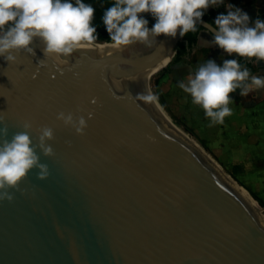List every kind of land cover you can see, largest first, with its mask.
<instances>
[{
    "label": "water",
    "instance_id": "1",
    "mask_svg": "<svg viewBox=\"0 0 264 264\" xmlns=\"http://www.w3.org/2000/svg\"><path fill=\"white\" fill-rule=\"evenodd\" d=\"M240 9L264 20L251 5ZM198 26L211 55H225L211 42L214 26L203 19ZM156 40L50 59L36 40L34 55L0 56L7 139L25 120L34 144L36 128L54 131L47 141L54 155L36 149L49 176L37 179L34 168L23 191L9 189L13 199L0 200V264H264L255 215L150 103L136 99L140 74L171 61L178 43L188 50L179 31ZM188 73L172 78L187 83ZM60 111L85 117L83 135L56 119Z\"/></svg>",
    "mask_w": 264,
    "mask_h": 264
},
{
    "label": "clouds",
    "instance_id": "2",
    "mask_svg": "<svg viewBox=\"0 0 264 264\" xmlns=\"http://www.w3.org/2000/svg\"><path fill=\"white\" fill-rule=\"evenodd\" d=\"M224 0H115L105 9L101 20L112 46L119 49L141 43L152 46L161 34L175 38L198 31V22L209 7H218ZM226 14L219 13L211 30L212 43L228 55L239 58L264 60V20H250L239 7L228 3ZM142 13H150L155 23L148 27ZM95 9L84 0H0V56L6 61L16 59L13 53H34L33 44L38 40L41 52L47 59L66 58L85 45L98 41L96 26L92 21ZM191 103L203 109L209 126L223 124L232 115L229 107L233 100L230 93L239 89V95L264 89V76L254 75L238 59H224L218 64L207 59L176 84ZM136 99L144 103H158V96L151 91L137 93ZM95 104L96 98L90 101ZM79 111V109H78ZM88 118L92 112L87 113ZM56 119L70 126L78 135L87 127L83 115L74 118L72 112L60 111ZM4 117L0 116V124ZM23 131L14 132L7 139V126L0 127V200L13 199L9 189L23 191L20 182L32 169H38L37 179L49 176L48 165L41 163L36 149L45 156L54 150L47 141L54 139L53 128H36V143L30 137L33 124L22 123Z\"/></svg>",
    "mask_w": 264,
    "mask_h": 264
},
{
    "label": "rangeland",
    "instance_id": "3",
    "mask_svg": "<svg viewBox=\"0 0 264 264\" xmlns=\"http://www.w3.org/2000/svg\"><path fill=\"white\" fill-rule=\"evenodd\" d=\"M148 14L150 13L141 15ZM96 43L110 42L96 41ZM169 63L170 61L144 82L146 90L158 96V103L155 104L163 110L171 123L202 149L264 220V167L261 168L260 161H255L261 157L252 156L249 162H244V159L238 162L235 154L228 152L229 147L223 141L222 124L209 126V120L205 118L203 109L193 105L191 98L176 85L177 82L171 79Z\"/></svg>",
    "mask_w": 264,
    "mask_h": 264
},
{
    "label": "crops",
    "instance_id": "4",
    "mask_svg": "<svg viewBox=\"0 0 264 264\" xmlns=\"http://www.w3.org/2000/svg\"><path fill=\"white\" fill-rule=\"evenodd\" d=\"M229 3V0H224L218 7H209L204 15H206L213 23L215 17L219 13L226 14L225 5ZM251 5L258 12H264V0H240L236 4V7H244ZM151 16V14L145 15L144 17ZM211 43L206 37L196 38L194 43L188 47V50L177 58L184 62L181 66L176 68V72L181 73L182 70L188 68L191 72V68L195 69L201 63H204L207 59H217L218 61L223 60L225 56L231 59H238L243 65H245L254 75L264 76V60H256L252 58H239L237 54L233 53L228 55H216L213 57L209 55ZM170 73V72H169ZM189 74V73H188ZM185 74L184 77L187 78ZM233 100V103L229 105L232 108V115L225 117V121L222 124V130L224 135V144L229 148L228 152L235 154L238 162L244 159V162H249L252 156H257L261 159V168L264 166V89H259L251 92L247 96L239 95V90L229 94ZM264 175V174H263ZM264 177V176H263Z\"/></svg>",
    "mask_w": 264,
    "mask_h": 264
},
{
    "label": "bare ground",
    "instance_id": "5",
    "mask_svg": "<svg viewBox=\"0 0 264 264\" xmlns=\"http://www.w3.org/2000/svg\"><path fill=\"white\" fill-rule=\"evenodd\" d=\"M83 47H90V48H99V49H114L115 47L112 46V43H94L93 45H85ZM167 57L161 60L159 63H157L155 66L151 67L150 69L146 70L144 73L139 75L140 82L142 85V89L144 93H147L146 87L144 86V82L155 72L160 70L166 63H167ZM153 108L159 113V115L166 121V123L180 136L182 137L186 142H188L200 155V157L207 163V165L217 174V176L229 187L231 190L241 199L243 203L249 208V210L255 215L261 226L264 228V220L257 214L255 209L249 204V202L246 200L244 195L234 186L233 183H231L217 168V166L207 157V155L202 151V149L193 141H191L184 132L177 128L175 125H173L170 121V119L167 117V115L163 112L161 108L155 103H150Z\"/></svg>",
    "mask_w": 264,
    "mask_h": 264
},
{
    "label": "trees",
    "instance_id": "6",
    "mask_svg": "<svg viewBox=\"0 0 264 264\" xmlns=\"http://www.w3.org/2000/svg\"><path fill=\"white\" fill-rule=\"evenodd\" d=\"M250 1L251 0H249V2ZM114 2H115V0H84V3L92 5L93 8L95 9V14H94V18H93L92 23L94 26H96V34H97L98 41L110 42V41H108L109 35L106 31L105 26L102 23L101 17L103 15L105 9L110 7ZM239 2H240V0H229V3H231L235 6ZM144 18L148 20V27L151 24L155 23V20L152 16H148V17H144ZM201 19L207 21L208 23H210L211 25L214 26V24L210 21V19L206 15H203ZM199 30H200V27L198 26V31ZM197 32H189L183 36L184 39H186V41H187L188 47L194 43V41L196 39ZM184 50H185L184 45L182 43H178L176 50H175V53H176L175 58H179L184 53Z\"/></svg>",
    "mask_w": 264,
    "mask_h": 264
},
{
    "label": "flooded vegetation",
    "instance_id": "7",
    "mask_svg": "<svg viewBox=\"0 0 264 264\" xmlns=\"http://www.w3.org/2000/svg\"><path fill=\"white\" fill-rule=\"evenodd\" d=\"M175 55H176V53H174V56L172 57L170 63L168 64L169 72L174 71L173 74H172V76L170 75V77H171L172 80H173L172 77L179 78V72H176L175 71L176 68L175 69H173V68L171 69L169 67L172 63H175L177 61V58H175ZM209 55H211V53H209ZM173 81L178 83L180 80H173ZM237 90H239V89H237Z\"/></svg>",
    "mask_w": 264,
    "mask_h": 264
}]
</instances>
